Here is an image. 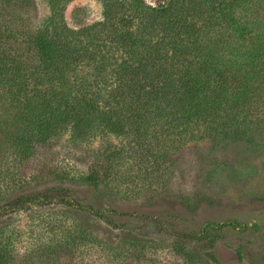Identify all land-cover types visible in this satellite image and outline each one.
I'll list each match as a JSON object with an SVG mask.
<instances>
[{
    "label": "trees",
    "instance_id": "trees-1",
    "mask_svg": "<svg viewBox=\"0 0 264 264\" xmlns=\"http://www.w3.org/2000/svg\"><path fill=\"white\" fill-rule=\"evenodd\" d=\"M71 1L49 0L50 16L30 27L27 0H0L22 20L3 30L12 39H0V221L38 206L85 209L68 188L8 197L30 185L20 169L40 144L113 137L120 146L109 156H137L205 130L240 139L264 104V0H100L103 19L78 29L65 18ZM19 232L0 223V264ZM184 237L175 251L186 262L215 260ZM87 241L84 231L50 240L82 253Z\"/></svg>",
    "mask_w": 264,
    "mask_h": 264
},
{
    "label": "rangeland",
    "instance_id": "rangeland-1",
    "mask_svg": "<svg viewBox=\"0 0 264 264\" xmlns=\"http://www.w3.org/2000/svg\"><path fill=\"white\" fill-rule=\"evenodd\" d=\"M27 1L23 22L39 26L51 14L49 0ZM9 9L0 4V39H12L3 30L22 22ZM65 18L73 28L89 26L103 19V5L72 0ZM254 112L240 139L205 130L198 140L137 156H109L120 146L113 137L91 145H74L68 137L38 145L20 169L30 185L8 197L68 188L85 209L38 206L0 221L20 230L8 263L189 264L175 251L177 239L187 236L215 256L199 264H264V104ZM93 172L98 186L87 181ZM83 231L84 253L51 246L56 236Z\"/></svg>",
    "mask_w": 264,
    "mask_h": 264
}]
</instances>
